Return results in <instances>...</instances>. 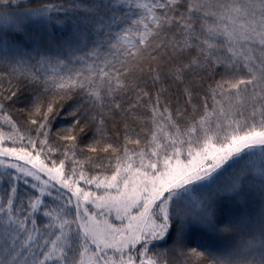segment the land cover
<instances>
[{"label": "snow or ice", "instance_id": "snow-or-ice-1", "mask_svg": "<svg viewBox=\"0 0 264 264\" xmlns=\"http://www.w3.org/2000/svg\"><path fill=\"white\" fill-rule=\"evenodd\" d=\"M0 264H264V0H0Z\"/></svg>", "mask_w": 264, "mask_h": 264}, {"label": "trees", "instance_id": "trees-1", "mask_svg": "<svg viewBox=\"0 0 264 264\" xmlns=\"http://www.w3.org/2000/svg\"><path fill=\"white\" fill-rule=\"evenodd\" d=\"M57 119L59 120V124H57V123L53 124V128H54L53 135H55L56 131H59L60 127H69L70 126L69 124H67L65 122V118L64 117H60V118H57Z\"/></svg>", "mask_w": 264, "mask_h": 264}]
</instances>
